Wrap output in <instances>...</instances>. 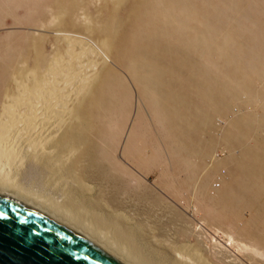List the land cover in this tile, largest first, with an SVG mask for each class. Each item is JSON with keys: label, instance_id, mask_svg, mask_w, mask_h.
I'll return each instance as SVG.
<instances>
[{"label": "rangeland", "instance_id": "374dc122", "mask_svg": "<svg viewBox=\"0 0 264 264\" xmlns=\"http://www.w3.org/2000/svg\"><path fill=\"white\" fill-rule=\"evenodd\" d=\"M52 1L0 0V68L6 64L4 53L18 50L4 41L9 33H14L10 39L33 33L29 42L42 60L63 58L56 34L65 32L66 40L74 39L71 34L87 38L80 43L87 49L90 40L111 55L120 51L119 59L105 63L108 74L96 88L104 89V100L90 108V130L76 138L81 152L72 157L80 162L77 176L88 184L78 186L76 195L91 219L115 232L146 264H179L177 249L196 253L210 264H264V254L247 248L235 233L241 226L230 221L260 211L259 196L248 178L251 154L232 142L233 137L246 141L245 128L217 115L205 116L210 105H198L180 94L178 103L155 113L128 75L118 80L121 68L144 51L165 46L175 51L176 40L185 38L196 46L186 53L195 57L199 78L217 94L230 92L223 97L228 110L238 106L232 94L244 95L253 106L264 105V0H166L148 11L143 9L151 3L142 0L137 7H132L133 0L114 5L106 0L103 6L94 0ZM73 3L79 9L74 14ZM170 16L185 30L177 34ZM130 29L136 34L133 42L119 43L116 34H129ZM198 49L201 55L195 54ZM259 118L264 120V111ZM251 125L262 123L253 120ZM257 137L262 139L261 130ZM42 173L30 162L20 178L46 191ZM72 197L70 203L77 207ZM261 228L264 236V224Z\"/></svg>", "mask_w": 264, "mask_h": 264}, {"label": "bare ground", "instance_id": "6f19581e", "mask_svg": "<svg viewBox=\"0 0 264 264\" xmlns=\"http://www.w3.org/2000/svg\"><path fill=\"white\" fill-rule=\"evenodd\" d=\"M58 1L63 0H53L52 3ZM105 1L94 0L97 5ZM109 1L114 5L117 0ZM139 2L133 0L132 7H137ZM147 2L151 6L144 11L162 6L166 0H142L141 4ZM78 11V5L73 3V14ZM170 18V26L175 28L177 34L185 30V26L181 28L173 16ZM55 26L58 27L57 24ZM26 33L28 37L17 39H10L14 33H9L4 40L11 50L16 51L15 47L18 50L5 52L2 60L6 64L0 68V196L46 215L121 264H146L132 247L118 241L115 232L95 223L89 215L91 212L82 204L81 197L76 195L78 186L88 184L76 174V166L80 162L73 161L72 157L81 152L82 146L75 144V140L78 136L88 134L91 124L86 117L90 108L101 105L105 97L104 89L96 90L108 74L109 68L105 69V63L119 59L120 51L114 50L111 55L100 44L89 39L91 46L87 49L80 44L87 38L70 32L69 37L74 39L66 40L68 35L65 32L56 34L58 48L64 51L63 58L42 60L29 42L34 38L33 33ZM161 34L160 30L155 36ZM135 36L131 29L129 34L124 31L116 34L121 44L132 43ZM179 40H176L175 51L168 46L158 48V51H144L121 68L118 80L122 81V75H128L138 91L141 88L155 113L178 103L176 95L180 94L198 105H210L205 116L217 115L223 121L245 128L246 141L241 137H233L232 142L239 151L251 154L247 167L252 173L248 178L259 196L260 211L249 217H245V214L241 218L235 216L230 221L241 226L235 233L242 242H246L245 246L263 255L264 236L260 234V229L264 224V120L259 116L260 111H264V105L253 106L244 95L232 94L238 106L228 110L223 97L230 92L217 94L207 82L199 78L200 68L195 57L186 53L187 50L194 51L196 46L185 38L183 42ZM195 54L201 55L200 49ZM174 81L177 84L172 86ZM167 85L170 89H167ZM253 120L261 121L262 125L253 127ZM259 130L263 133L262 139L257 137ZM30 162L39 166L44 173L46 191L22 183L20 175ZM72 193L78 202L77 207L70 203L73 200ZM228 202L235 203L232 200ZM248 203L255 204L253 200ZM174 254L179 264H210L187 249H177Z\"/></svg>", "mask_w": 264, "mask_h": 264}, {"label": "water", "instance_id": "95a60500", "mask_svg": "<svg viewBox=\"0 0 264 264\" xmlns=\"http://www.w3.org/2000/svg\"><path fill=\"white\" fill-rule=\"evenodd\" d=\"M0 264H121L62 224L0 196Z\"/></svg>", "mask_w": 264, "mask_h": 264}, {"label": "built area", "instance_id": "2783aa9c", "mask_svg": "<svg viewBox=\"0 0 264 264\" xmlns=\"http://www.w3.org/2000/svg\"><path fill=\"white\" fill-rule=\"evenodd\" d=\"M215 188L217 187V186H214Z\"/></svg>", "mask_w": 264, "mask_h": 264}]
</instances>
